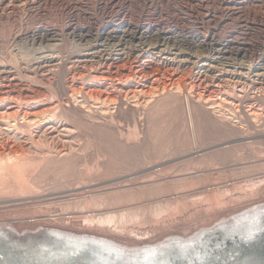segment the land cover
Masks as SVG:
<instances>
[{
	"label": "rangeland",
	"instance_id": "rangeland-1",
	"mask_svg": "<svg viewBox=\"0 0 264 264\" xmlns=\"http://www.w3.org/2000/svg\"><path fill=\"white\" fill-rule=\"evenodd\" d=\"M32 3L0 0V113L40 117L0 134V264H264V0Z\"/></svg>",
	"mask_w": 264,
	"mask_h": 264
},
{
	"label": "bare ground",
	"instance_id": "bare-ground-1",
	"mask_svg": "<svg viewBox=\"0 0 264 264\" xmlns=\"http://www.w3.org/2000/svg\"><path fill=\"white\" fill-rule=\"evenodd\" d=\"M218 1V0H217ZM226 1V0H225ZM230 1V0H229ZM32 2L33 3H35V2H37V0H32ZM46 2V1H45ZM169 2V1H168ZM32 3V4H33ZM13 4V3H12ZM11 4V6H9L7 9H6V7H5V9L6 10H9V13H10V11L11 12H13V14H14V12L15 11H17V8H16V6H14V5H12ZM244 9V8H243ZM2 11V10H1ZM0 11V17L1 16H4L3 14L4 13H2ZM6 13V12H5ZM9 15V14H8ZM11 15V14H10ZM6 17H7V15H5ZM14 16V15H13ZM9 17H7V19H8ZM125 18V17H124ZM120 23V22H119ZM127 24V23H126ZM129 26V25H128ZM119 27V26H118ZM45 28V30L43 31V32H41L40 34H42V35H40V39L41 38H49V39H51V40H54V41H56L55 43H53V45H55L56 43H57V45H59V47H60V45L62 46V47H65V44H64V39H63V37L62 38H59V36L60 35H62V33L61 32H59L58 31V29H50V28H46V27H44ZM126 27H122L121 29H116V28H114V29H111L110 30V34H111V32H120V31H122V33H121V35H123V37L125 36H129V37H132V38H134V36H137L136 34H140V35H138V37H140V38H142V37H144V32L143 31H141L140 33H138V32H135V31H128V30H126L125 29ZM128 29V28H127ZM138 30V29H137ZM164 30V29H163ZM135 32V33H134ZM108 33V32H107ZM132 33V34H131ZM45 34V35H44ZM63 34H64V32H63ZM68 34H71V33H68ZM109 34V35H110ZM143 34V35H142ZM85 35H87L86 37H88V36H93L92 34H85ZM6 36V35H5ZM64 36V35H63ZM84 36V35H83ZM82 36V37H83ZM175 36V35H174ZM22 37V36H21ZM65 37V36H64ZM70 37V36H69ZM97 37V36H96ZM109 37H118L116 34H112V36L110 35ZM66 38V37H65ZM37 39V38H36ZM78 39V38H77ZM149 39V38H148ZM66 40L67 39H65V42H66ZM102 40V39H101ZM125 40V39H124ZM58 41V42H57ZM26 42V41H25ZM69 42V41H68ZM141 42V41H140ZM242 42V41H241ZM70 43V42H69ZM94 43V42H93ZM109 44V43H108ZM56 46V45H55ZM102 46V47H101ZM120 46V45H119ZM72 47V46H71ZM135 47V46H134ZM134 47H130V50L131 49H133ZM29 48V47H28ZM140 48V47H139ZM151 48V47H150ZM59 49V48H58ZM60 49H61V47H60ZM65 49H66V47H65ZM64 49V50H65ZM135 49V48H134ZM63 50V51H64ZM82 50L84 51V54L83 55H85V56H87V58H85L86 60H81V61H91V60H93V58H96V57H100V58H104V57H111V56H114V58L116 57V55L119 53L117 50H120L121 51V49L120 48H118V49H115V47H113V48H109V49H105V47H104V45H102V43H99V42H96L94 45L92 44V42L90 43V45H89V47H87L86 45H84V46H82ZM40 51V50H39ZM79 51V50H78ZM125 51V50H124ZM166 51V50H165ZM62 52V51H61ZM133 52V51H132ZM63 53V52H62ZM123 53V52H122ZM140 53V52H139ZM124 54V53H123ZM129 54V53H128ZM142 54V53H141ZM43 55V54H42ZM104 55H106V56H104ZM31 56V55H30ZM81 56H82V54H81ZM123 56V55H122ZM33 57V56H32ZM35 57V56H34ZM65 57V56H64ZM83 57V56H82ZM89 57V58H88ZM123 57H125V56H123ZM53 58V57H52ZM118 58V57H117ZM109 59V58H108ZM51 60V59H50ZM76 60V59H75ZM99 60V59H98ZM104 60H106V59H104ZM47 62V61H46ZM79 62V61H78ZM105 62V61H104ZM57 63V62H56ZM103 63V62H102ZM112 63H113V61H112ZM142 63V62H141ZM3 64H5L4 62H3ZM48 64V63H47ZM164 64V63H163ZM47 66V65H46ZM56 66V65H55ZM54 66V67H55ZM141 66V65H140ZM149 66H151V65H149ZM33 67V66H32ZM76 68V67H75ZM133 68V67H132ZM142 69L144 70V68H143V66H142ZM1 70V69H0ZM15 70V69H14ZM105 70V69H104ZM113 70V69H112ZM139 70V69H138ZM10 71V70H9ZM101 71V70H100ZM120 71V70H119ZM149 71V70H148ZM106 72V71H105ZM14 73H15V71H14ZM104 73V72H103ZM201 73V72H200ZM102 74V73H101ZM106 74V73H105ZM144 74V73H143ZM13 75V74H12ZM15 75V74H14ZM32 75V74H31ZM47 75V74H46ZM59 75V74H58ZM96 75V74H95ZM94 75V76H95ZM108 75V74H107ZM94 76H92V77H94ZM106 76V75H105ZM105 76H103V75H101L100 76V74H99V76H95L96 77V79H94L95 80V83H98V85L99 86H102V85H106V84H108V81H111L113 78H109L108 76L107 77H105ZM112 77V76H111ZM97 78H99L98 80H97ZM126 78V77H125ZM108 79V80H107ZM15 80V79H14ZM19 81H20V79H19ZM99 81V82H98ZM107 81V82H106ZM72 82V81H71ZM93 82V81H92ZM91 82V83H92ZM106 82V83H105ZM115 82V81H114ZM116 83V82H115ZM115 83H111L112 85H114V87L116 86V84ZM130 83V82H129ZM6 84V83H5ZM109 84H110V82H109ZM146 84V83H145ZM10 85V84H9ZM18 85V84H17ZM36 85V84H35ZM93 85V84H92ZM261 85V84H260ZM5 86V85H4ZM95 86V85H94ZM97 86V85H96ZM109 86V85H108ZM136 86V85H135ZM177 86V85H176ZM11 87V86H10ZM9 87V88H10ZM87 87V86H86ZM89 87V86H88ZM87 87V88H88ZM107 87V86H106ZM111 87V86H110ZM117 87V86H116ZM123 87V86H122ZM85 88V87H84ZM121 88V87H120ZM119 88V89H120ZM191 88V87H190ZM83 89V88H82ZM98 89V88H97ZM131 89V88H130ZM3 91H5V90H3ZM103 91V88H102V90L101 91H94V90H90V91H87L86 89H85V91L83 90V91H81V90H79V91H77V90H73V92L71 93V97H72V100H74L75 101V104L76 105H78V104H81V108H82V106H84L85 108H92L95 112H97V113H99V114H101V115H107V114H109V116L111 115L110 113H111V111H110V107L106 104V101H108V100H115L114 98H116L117 96H112L111 95V93H110V91L109 92H102ZM125 91V90H124ZM3 93V92H2ZM22 93V92H21ZM21 93H20V95H21ZM80 93H83V94H80ZM115 93V92H114ZM114 93H112V94H114ZM24 94V93H23ZM4 95H6V94H4ZM11 95V94H10ZM20 95H16V96H20ZM26 95V94H25ZM7 96V95H6ZM6 96H5V98H6ZM12 96V95H11ZM23 96V95H22ZM0 98L2 99V97L0 96ZM4 98V99H5ZM20 98H22V97H20ZM25 98V97H24ZM47 98V97H46ZM7 99H9V97L7 96ZM16 99V98H15ZM121 99V98H120ZM3 100V99H2ZM2 100H0V107L1 106H3L4 104L1 102ZM6 100V99H5ZM121 100H123V99H121ZM7 101V100H6ZM12 101V100H11ZM26 101H28L27 99H26ZM36 101V100H35ZM48 101V100H47ZM69 101V100H68ZM4 102V101H3ZM9 102V101H8ZM30 102V101H29ZM46 102V101H45ZM123 102V101H122ZM26 103V102H25ZM24 103V104H25ZM66 103V102H65ZM189 103V102H188ZM187 103V104H188ZM10 104V103H9ZM27 104V103H26ZM83 104V105H82ZM122 104V103H121ZM29 105V104H28ZM73 105V104H72ZM117 105H119V103L117 104ZM129 105V104H128ZM16 106V105H15ZM79 106V105H78ZM77 106V107H78ZM134 106V105H133ZM14 107V105H12V103H11V105H9L8 106V109L10 110V108H13ZM33 107V106H32ZM31 106H23V105H21V106H19V111H17V113H15V114H13L12 116H9L8 114H12L13 112H11L12 110H10V111H8V109L7 110H5L4 111V113L3 112H1L0 113V132L2 131V129H3V125H5L6 127L5 128H7V127H10V129H11V127H14V128H18V127H20V126H22V125H24V124H22L23 122L25 123V124H29V126H30V128H31V125H32V123H35V122H37V121H39L40 119V117H39V115H38V111H36L34 108H36V107H33L32 108ZM189 107V106H188ZM42 108V107H41ZM44 108V107H43ZM15 110V109H14ZM13 110V111H14ZM16 110H18V109H16ZM76 110V109H75ZM50 111V110H49ZM49 111H45L46 113L47 112H49ZM81 111V110H80ZM92 112V111H91ZM118 112V111H117ZM51 113V112H50ZM113 113V112H112ZM44 115V114H43ZM53 116V114H50V116ZM84 115V114H83ZM48 116H49V114H48ZM98 117V116H97ZM111 117H113V115L111 116ZM50 118V117H49ZM19 119H22V121L21 120H19ZM39 119V120H38ZM42 119H45V118H43L42 117ZM46 119H47V117H46ZM51 119H53V118H51ZM18 120L19 121H21L20 123L18 122ZM104 120V119H103ZM41 122V121H40ZM20 124V125H19ZM31 124V125H30ZM19 125V126H18ZM28 126V127H29ZM49 126V125H48ZM86 126V125H85ZM28 127H26V128H28ZM35 127V126H34ZM58 127V126H57ZM25 128V129H26ZM30 128H28V129H30ZM19 129V128H18ZM24 129V127L22 128V129H19V130H23ZM97 129V128H96ZM12 130H14L13 128H12ZM6 131V130H5ZM11 131V130H10ZM26 131V130H25ZM29 131V130H28ZM2 132H4V131H2ZM2 132L0 133L1 135H2ZM7 132H8V130H7ZM18 132V131H17ZM23 132V131H22ZM34 132V131H33ZM6 133V132H5ZM4 133V134H5ZM20 133V132H19ZM24 133V132H23ZM26 133V132H25ZM3 134V135H4ZM71 134V133H70ZM0 135V136H1ZM2 135V136H3ZM30 135H31V133H30ZM33 135V134H32ZM31 135V136H32ZM1 136V137H2ZM35 137V136H34ZM3 138V137H2ZM5 139V138H4ZM24 139V138H23ZM25 140V139H24ZM8 142H10V141H8ZM7 141H0V155H3L4 153L6 154L7 152H12V151H14L15 149H17V148H14L12 145H9V143H8ZM31 142H32V139H31ZM35 144V143H34ZM19 147V146H18ZM8 154V153H7ZM24 154H25V152H24ZM24 161V160H23Z\"/></svg>",
	"mask_w": 264,
	"mask_h": 264
}]
</instances>
